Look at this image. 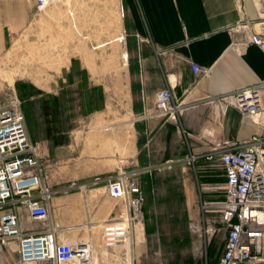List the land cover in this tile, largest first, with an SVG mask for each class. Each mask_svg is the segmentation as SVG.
Instances as JSON below:
<instances>
[{"label": "crops", "instance_id": "0c3cea01", "mask_svg": "<svg viewBox=\"0 0 264 264\" xmlns=\"http://www.w3.org/2000/svg\"><path fill=\"white\" fill-rule=\"evenodd\" d=\"M262 1L74 0V5L79 11L84 4L92 10L84 13L68 10L74 22H78V29L81 31L108 30L117 31L119 35V27L123 30L121 38L116 41H124L123 50L128 59L124 61L125 73L118 72L117 76L115 71L114 75L115 86L119 89V111L122 116V123L118 126L123 127L125 136L122 141L129 139L125 132L130 126H133L134 138L131 155L122 151L119 161L118 156L115 160L113 157H103L105 160L101 158L99 163L80 160L72 170L73 174H111L120 169L119 167L129 168L127 160L131 158L134 167L132 171L144 175L140 185L144 193L147 190V180L152 178L148 170L163 168L159 172L170 171L177 167L176 163L187 165L186 160L192 155L199 157L195 166L197 163L203 166L208 162L206 157L212 153L216 144L226 141L240 144L263 133V125L243 115L235 107L220 106L208 101L209 98L235 92L264 79L263 53L253 46L235 47L237 36L230 33V28L244 17H257ZM0 2L21 6L19 11H8L0 4L1 55L7 49V33L17 29L18 17L27 20L28 11H31L32 6L23 7V0ZM105 7L107 9H104ZM91 22L97 25L92 26ZM114 37L98 44L101 47L97 48L111 44ZM88 57L92 56L86 57L87 65ZM109 61L111 62V59ZM190 62L207 68L208 74L196 79L192 74ZM100 74L94 71L93 75L82 57L75 55L60 67L52 88L46 89L24 80L22 82L30 85L32 91L41 97H58L68 91L78 95L88 92L89 95L103 96V100L98 97L96 101L91 100L89 110L94 114L107 115L114 111V106L108 97L106 86L96 81L97 77L100 79ZM166 87H172L174 94L186 107L181 118L185 133L171 120L156 115L155 96ZM28 131L32 142L38 145L29 127ZM63 168L70 171L71 167ZM153 188L152 184L149 189ZM70 198H73V195L53 199L51 216L56 221L59 213L62 216L61 221H65L64 216L68 215L69 210L61 206ZM125 216L129 226L128 209ZM70 220L67 219L66 222ZM105 222L109 221H103ZM139 224H142V227H139ZM36 226L40 227L41 224ZM152 231V235L157 232L155 227ZM89 239L88 242L92 241L94 244L93 264H104L108 255L106 252H97L93 238ZM68 241L76 242L73 239ZM132 241L139 255L147 253L148 249L144 247L145 228L141 221L136 222L133 239L131 240L130 236L129 245L124 249L126 253L121 256L128 264H133ZM10 249L14 250V247L11 246ZM10 249H7L8 255L4 251L6 249L0 252L1 256L8 259Z\"/></svg>", "mask_w": 264, "mask_h": 264}, {"label": "rangeland", "instance_id": "374dc122", "mask_svg": "<svg viewBox=\"0 0 264 264\" xmlns=\"http://www.w3.org/2000/svg\"><path fill=\"white\" fill-rule=\"evenodd\" d=\"M23 2V7L32 6V9L28 11L27 20L18 17L17 29L7 33V49L0 55V108L15 96L21 101L31 135L38 141V145L34 144L48 186L59 189L72 182L92 181L102 175L73 174L72 170L80 160L99 163L105 160L103 157L115 160L118 156L119 161L122 151L132 154L133 126L125 132L129 139L122 141L125 135L123 127L118 126L122 123V116L119 89L114 78L115 71L117 76L118 72L125 73L124 41H116L121 38L123 30L119 27V35L117 31L108 30L81 31L68 10L74 13L92 10L84 4L79 11L74 0H69L68 4H54L44 12L37 11L33 0ZM0 4L8 11H19L21 7L9 2ZM90 25L97 23L91 22ZM112 37L115 43L97 48L98 44ZM75 55L82 57L93 75L94 71L101 73L96 81L106 86L114 111L104 115L89 110L91 100L96 101L97 97L103 100L100 95H89L88 92L78 95L68 91L58 97H41L32 91L30 85L22 82L52 88L60 67ZM87 56H92L87 58L88 65ZM127 161L129 168L123 169L133 172L132 159ZM176 166L166 172H159L163 168L152 170V178L146 182L142 223L145 228L144 247L148 250L139 255L133 244V264H215L221 256L225 227L220 223L219 214L206 213L204 217L200 202V191L204 201L209 202L207 204L222 199V193L216 189L224 182L221 166L218 161H208L203 166L198 163L197 166L176 163ZM63 167L71 168L66 171ZM143 176L136 173L135 178L140 185ZM152 184L153 190L149 189ZM69 195L73 198L61 206L69 210L68 215L64 216L65 221H61L59 213L58 221L52 218L54 225L65 231L68 240L83 243L93 238L97 252L108 255L104 264H128L125 258L121 259L126 253L124 248L106 250L103 247L106 226H128L125 203L110 198L103 186L91 187L84 193L73 191ZM67 219L71 220L66 222ZM105 220L109 222L103 223ZM147 226L155 227L157 232L154 235L147 233ZM209 230L213 231L212 235H209ZM4 251L8 255V250ZM9 257L13 260L15 255L10 254Z\"/></svg>", "mask_w": 264, "mask_h": 264}, {"label": "built area", "instance_id": "2783aa9c", "mask_svg": "<svg viewBox=\"0 0 264 264\" xmlns=\"http://www.w3.org/2000/svg\"><path fill=\"white\" fill-rule=\"evenodd\" d=\"M33 1L37 11L43 12L62 0ZM230 33L237 36L235 47L253 46L264 55V0L257 17H244L230 28ZM190 65L196 79L209 72L194 62ZM208 101L233 106L263 125V133L245 142L226 141L214 146L206 158L218 161L221 166L224 182L216 189L223 197L207 204L200 191V202L204 217L206 213L219 214L220 223L225 227L218 264H264V79ZM155 105L157 116L171 120L185 133L181 118L186 107L172 87L157 92ZM198 160V156L192 155L186 161L195 166ZM135 177L136 173L119 169L92 181L72 182L52 189L44 181L41 160L30 138L22 103L13 97L0 108V252L13 246L14 250L10 251L15 258L8 260L0 254V264H93L92 241H68L65 231L54 225L51 203L58 195H69L73 191L84 193L99 186H103L110 198L124 202L130 216L129 226H106L104 246L107 250L125 249L130 236L133 239L136 222L144 220L145 196ZM208 233L212 235L213 231Z\"/></svg>", "mask_w": 264, "mask_h": 264}, {"label": "bare ground", "instance_id": "6f19581e", "mask_svg": "<svg viewBox=\"0 0 264 264\" xmlns=\"http://www.w3.org/2000/svg\"><path fill=\"white\" fill-rule=\"evenodd\" d=\"M61 2H65L66 4H68V2H69V0H62ZM125 57L123 58V59H125L126 61H127V54L126 55H124Z\"/></svg>", "mask_w": 264, "mask_h": 264}, {"label": "trees", "instance_id": "16d2710c", "mask_svg": "<svg viewBox=\"0 0 264 264\" xmlns=\"http://www.w3.org/2000/svg\"><path fill=\"white\" fill-rule=\"evenodd\" d=\"M146 229H147V233H151V234L153 233V231H152V228H151V227L147 226V227H146Z\"/></svg>", "mask_w": 264, "mask_h": 264}]
</instances>
